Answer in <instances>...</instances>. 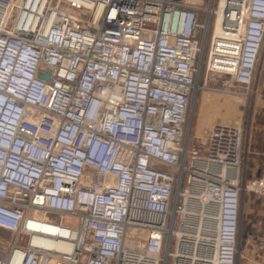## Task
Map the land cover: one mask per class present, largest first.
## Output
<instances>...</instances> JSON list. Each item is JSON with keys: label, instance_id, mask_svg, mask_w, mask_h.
Instances as JSON below:
<instances>
[{"label": "built area", "instance_id": "obj_1", "mask_svg": "<svg viewBox=\"0 0 264 264\" xmlns=\"http://www.w3.org/2000/svg\"><path fill=\"white\" fill-rule=\"evenodd\" d=\"M263 46L264 0H0V264H238L244 131L192 109Z\"/></svg>", "mask_w": 264, "mask_h": 264}, {"label": "crops", "instance_id": "obj_2", "mask_svg": "<svg viewBox=\"0 0 264 264\" xmlns=\"http://www.w3.org/2000/svg\"><path fill=\"white\" fill-rule=\"evenodd\" d=\"M259 75L261 80L258 86L261 94H264V68ZM257 109L264 112V99L258 101L254 112ZM255 116L253 113V119L248 121L244 133V154L240 170L242 205L238 232V264H260L255 260L254 249L257 242L264 239V115L259 120H255ZM254 186L261 188V198L253 191ZM0 234L4 232L0 230Z\"/></svg>", "mask_w": 264, "mask_h": 264}, {"label": "rangeland", "instance_id": "obj_3", "mask_svg": "<svg viewBox=\"0 0 264 264\" xmlns=\"http://www.w3.org/2000/svg\"><path fill=\"white\" fill-rule=\"evenodd\" d=\"M211 0H186L188 3L200 4L207 7ZM206 58V54L204 59ZM264 68V46L257 65L256 78L254 84L250 88L247 96L223 93L210 90L209 88H220L224 86V78L207 77L206 88H200L195 96L192 109V135L202 137L205 130L210 129L214 124L224 123L242 126L244 133L248 121L253 119V113L256 114L255 120L261 119L264 115L263 110L259 109L254 112L255 106L259 100L264 99L259 89V81L261 80V69ZM201 87L204 86L205 70L202 71ZM263 113V114H262Z\"/></svg>", "mask_w": 264, "mask_h": 264}, {"label": "bare ground", "instance_id": "obj_4", "mask_svg": "<svg viewBox=\"0 0 264 264\" xmlns=\"http://www.w3.org/2000/svg\"><path fill=\"white\" fill-rule=\"evenodd\" d=\"M229 174L231 175V174H234V173L233 172H230ZM189 206H190L191 210H195L196 209V203H190Z\"/></svg>", "mask_w": 264, "mask_h": 264}, {"label": "water", "instance_id": "obj_5", "mask_svg": "<svg viewBox=\"0 0 264 264\" xmlns=\"http://www.w3.org/2000/svg\"><path fill=\"white\" fill-rule=\"evenodd\" d=\"M43 78L45 79H48V76L47 75H42Z\"/></svg>", "mask_w": 264, "mask_h": 264}]
</instances>
